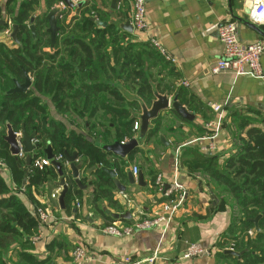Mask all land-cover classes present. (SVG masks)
I'll use <instances>...</instances> for the list:
<instances>
[{
    "label": "crops",
    "instance_id": "0c3cea01",
    "mask_svg": "<svg viewBox=\"0 0 264 264\" xmlns=\"http://www.w3.org/2000/svg\"><path fill=\"white\" fill-rule=\"evenodd\" d=\"M27 1L0 0V19L7 22L6 25L0 26L4 27L0 28V41L10 48L19 45L11 37L12 26L17 23L15 19L18 12ZM36 1L35 9L26 24L28 27L33 24L37 29L38 17L46 16L58 3L49 8L47 0ZM85 1L89 7L95 6L99 14L97 19L107 22L106 26L115 24L123 29L125 32L121 35L125 41L150 42V39L155 38L161 43L172 60H167L154 48L165 60L161 57L162 62L159 61L156 65L148 63L147 69L152 73L150 83L154 88L153 100L156 99V90L161 94H168L172 99L176 97L195 116L188 119L175 111H162L158 118L150 121V128L135 151L126 158H120L112 152H107L104 145L113 144L115 141H129L140 135V130L134 129L137 117L143 109L139 100L141 97L137 93L126 88L124 84L117 83V88L126 101L129 104L138 101L139 106L137 108L135 104H130L127 107L133 125L124 130L119 128L118 122L109 118L89 117L87 113L83 117L76 112L66 115L57 109L54 114L49 108L51 118L61 121L69 131L78 132L99 147L104 158L111 162L112 166H106L101 160L93 163L89 155L77 148L69 152H78L77 162L83 161L80 170L81 185L75 181L70 208L66 202L64 208L60 203L61 176L57 181L50 179L38 187H29L32 196L24 192V189L21 190L22 193L19 192V196L32 213L36 214L39 209L46 208L51 213L49 222L43 226L38 225V231L32 237L35 245L33 252L39 257H51L54 264H113L115 260L124 257H148L159 247L161 253L157 264H238L232 257L234 253H228L227 247L222 244L226 238L231 239L234 236L233 231L231 232L234 218L232 203L221 207V198L226 195L216 190L210 177L202 169L196 168V165L206 156L218 157L223 164L237 153L238 136L246 137L248 129L253 126L264 129V79L235 76L229 72L213 74L211 69L224 53L223 44L219 39V25L228 19L238 22L237 17L243 20L249 18L250 14H247L246 9L251 6V1L148 0L149 27L140 37L124 26L128 22L131 23L132 0H117L116 8L113 7V0H82L80 4ZM78 8L67 7V22L73 21V18L79 15ZM252 8L253 6L251 12ZM32 17H35L33 21ZM257 25L264 32V23ZM8 29L9 33L6 32ZM238 33L244 43L264 38L262 33L242 21L238 22ZM18 38L20 39V34ZM44 50L54 53L57 48L51 46L45 47ZM262 62L264 65V57ZM183 80H187L190 85L184 86L181 83ZM152 102L143 101L149 108ZM211 103L221 105V111H215ZM220 114L221 130L214 140H199L181 149L180 181L187 187L189 195L165 237H162L160 229L138 230L122 237L105 233L103 229L106 226H126L137 218L152 216L160 210L162 202L166 200L158 191V176H162L166 184L169 183L173 176L177 148L185 142L207 135L206 123L218 121ZM48 146H51L50 141H47L45 151L39 155L47 157ZM196 151L203 154L200 159L194 155ZM26 157L27 154L25 158L18 157L23 160L27 172L23 186L29 184L32 173ZM116 162L122 167L121 172L114 165ZM5 163L6 167L0 168L1 174L7 178L9 185L18 187L13 180V169L8 162ZM63 163L66 167V182L69 184V178L74 177L65 155ZM134 166L143 174L144 185H140L138 181L134 184L130 182L128 172H134ZM102 167L115 169L121 184L127 189H118L114 179L103 171ZM97 182L101 183L100 187L96 186ZM59 188V194L53 197ZM77 200L81 202L80 207L76 206ZM128 211L131 216L122 217ZM194 242H201L213 253L209 256L180 260V255ZM51 243L56 244L54 250L48 247ZM79 245L88 250V258L81 262L73 258V251ZM239 262H242L241 258Z\"/></svg>",
    "mask_w": 264,
    "mask_h": 264
},
{
    "label": "trees",
    "instance_id": "16d2710c",
    "mask_svg": "<svg viewBox=\"0 0 264 264\" xmlns=\"http://www.w3.org/2000/svg\"><path fill=\"white\" fill-rule=\"evenodd\" d=\"M62 1L47 0L49 8ZM35 3L36 0H28L22 4L15 19L21 29V44L10 48L0 41V90L6 91L11 87L4 85L3 81L12 77L23 78L25 71L35 76L34 89L30 92L0 93V160L9 163L13 169V180L18 185H9L0 172V264L55 263L51 257H39L33 252L32 237L38 231L39 219L37 213L27 208L19 192L24 189L32 196L29 187H38L50 179L57 181L60 177L58 168L51 164L42 170L32 169L29 184L23 186L27 172L23 160L11 155L4 140L6 123L9 122L16 131H21L24 125L28 133L36 132L39 153L45 151V145L50 141L55 155L77 148L89 155L93 163L101 160L106 166H112L99 147L50 117L46 99L66 115L76 112L84 117L87 113L89 117L109 118L118 122L122 130L128 129L133 121L129 119L127 107L135 104L138 108V101L129 104L117 83L124 84L143 101L151 103L154 88L150 83L152 73L147 69L148 63L156 65L162 62L160 52L155 51L150 42L125 41L121 35L125 32L123 29L115 24L100 26L93 21L92 17L99 18V14L94 5L88 6L87 1L79 4V15L71 22L66 20L68 9L58 14L60 31L53 46L57 51H46L44 48L51 47L52 43L46 16L38 17L37 38L33 37L26 24ZM41 93L46 98H41ZM236 140L237 153L223 164L218 157L206 156L196 168L210 177L216 190L227 194L221 198V207L232 203L234 218L231 232L234 236L226 238L222 244L227 247L233 243L235 251H244L241 257L232 254L238 264H264V129L253 126L248 129L246 137L240 135ZM194 155L200 159L203 154L196 151ZM114 165L119 172L123 170L117 162ZM63 171L66 177L64 163ZM75 184L70 177L65 197L68 208ZM96 186L100 187L101 183L97 182ZM258 217L259 230L254 222ZM251 229L255 231L254 236L248 233ZM55 246L51 243L48 247L54 250Z\"/></svg>",
    "mask_w": 264,
    "mask_h": 264
},
{
    "label": "built area",
    "instance_id": "2783aa9c",
    "mask_svg": "<svg viewBox=\"0 0 264 264\" xmlns=\"http://www.w3.org/2000/svg\"><path fill=\"white\" fill-rule=\"evenodd\" d=\"M75 5H79L82 0H72ZM252 3V12L250 14V20L256 24L264 23V0H250ZM148 0H132L131 1V25L133 27V32L136 33L138 37L142 36L148 30L149 20H148ZM61 7V12L67 9V5L62 1L58 5ZM60 12V13H61ZM59 13V14H60ZM10 29L6 32L9 33ZM219 39L223 44L224 53L215 64L213 65L212 73L219 74L223 72H229L235 76H252L256 78L264 79V65L262 58L264 57V38L258 39L252 43H244L239 38L238 33V22L235 20L228 19L223 21L218 28ZM150 43L153 47L157 48L160 53L165 56L167 60H172L171 56L167 54L166 49L161 45V43L155 38L150 39ZM184 86H189L190 83L187 80L181 82ZM211 107L215 111L221 110V105L217 103H211ZM222 114L219 115V120L208 121L206 123L207 135L202 138L195 139L193 141H188L177 148L176 156L174 159V169L173 176L169 183L163 180L162 176H158L156 180V185L160 194L165 197V202H162L161 208L158 212L152 216H144L137 218L131 224L126 226L109 225L106 226L103 231L107 234L122 237L131 235L133 232L138 230H148V229H160L162 237H165L168 228L170 227L173 219L176 217L177 213L181 207L187 201L189 192L184 183L180 181V154L181 149L188 146L194 142L204 139L214 140L216 135L221 130ZM134 129H139V122L136 121L134 124ZM18 145L20 152L16 155L20 158H25L26 152H24L23 144L21 141V131H17ZM38 140L35 138L33 144H37ZM38 149L34 151V157L29 168L32 169H44L52 164V160L48 157H43L39 155ZM55 160L64 162V154L55 155ZM6 163L0 160V168H5ZM137 178L139 173V168L134 166L133 172ZM60 192V188L53 194V197H57ZM76 206L80 207L81 202L76 201ZM37 216L39 219V225L43 226L49 222L51 217L50 211L46 209H39L37 211ZM251 236L255 235L253 229L248 232ZM227 250H235L234 244L227 246ZM161 250L158 247L150 256L135 259L132 257H124L115 260L113 264H157L160 258ZM213 252L210 248L204 246L201 242H194L189 244L185 252L180 255V260H189L200 256H209ZM73 258L77 262L84 261L88 258L87 248L79 245L73 251Z\"/></svg>",
    "mask_w": 264,
    "mask_h": 264
},
{
    "label": "water",
    "instance_id": "95a60500",
    "mask_svg": "<svg viewBox=\"0 0 264 264\" xmlns=\"http://www.w3.org/2000/svg\"><path fill=\"white\" fill-rule=\"evenodd\" d=\"M63 1L68 7H71L73 9H76L79 6V5H75L72 0H63ZM116 3H117V0H113L114 8H116ZM250 4L252 6V3ZM251 6L246 9L247 14H251ZM61 11H62L61 7L56 6V7H53L46 14V18L48 19V23H49V26L47 27V31L50 32L51 34L52 46L54 45L56 41V37L60 31V27L58 26L57 16ZM34 18L35 17H32L31 21H33ZM92 20L95 21L100 26L107 25V22L101 21L97 19V17H92ZM237 20L238 22L239 21L246 22V24H248L252 28H255L256 30H258L260 33L264 35V32L261 30V28L256 23L250 20V16L246 20H243L242 18L237 17ZM6 24H7L6 20L0 19V26L6 25ZM124 26L127 30L129 28V30L133 32V27L129 22L128 24ZM30 29L33 35L36 36L35 25L31 24ZM20 31L21 29H20L19 24L17 23L13 24L11 37L17 43L21 42V40L18 38ZM25 80L26 81L24 83H21L19 79H15L14 80L15 86L14 88L10 89L8 93H13V92H18V91L27 92L29 88L32 86L33 82L26 71H25ZM155 96H156V99L153 100L150 108L143 103V100L141 98H139V100L141 101V104L143 105L142 113L139 114L137 117L138 122H139L140 135L137 138H133L129 141H115L113 144L104 145V149L107 152H112L115 156L120 157V158H126L127 156L131 155L135 151L137 146H139L140 140L145 136V134L149 130L150 121L152 119L158 118L162 111L171 110V111H175L179 115L186 117L188 119L194 118L195 115L190 113L188 109L186 108V106H184L178 100V98L175 97L174 99H172L168 94H161L157 90L155 91ZM6 127H7V130H6V135L4 137V140L8 143L11 153L16 156L20 152V148L18 145L19 136L17 135V131L12 127V125L9 122L6 123ZM36 135H37L36 132L28 133L25 126L22 125L21 141L23 144L24 152L27 153L26 162L28 166H30L32 163V160L34 157V151H36L39 148L38 143L33 144V140L35 139ZM46 154H47V157L52 160V164H54L58 168L59 175L61 176V180L59 184L62 187V190L60 192L59 199H60L61 206L64 208L65 207V196L69 190V184L66 182V177L63 171V163L55 160V154L51 146H48L46 148ZM64 155H65L66 161L70 162L72 175L75 181L79 185H81L80 170L83 166V161L77 162L79 158V153L75 151L72 154H70L69 152L65 151ZM102 170L107 172L114 179V182L118 189L123 190V191L127 189L125 185L121 184L119 178L117 177V173L115 169L108 168V167H102ZM128 176L132 184H134L136 181H138L140 185L145 184L144 176L141 172L138 173L137 180H136L135 174H133V172L131 171L128 172ZM130 216L131 214L129 211L122 215V217H128V218ZM258 219L259 217L254 220L257 230H259ZM227 252L234 253L236 255L243 254V252L241 254V253L235 252L234 250H227Z\"/></svg>",
    "mask_w": 264,
    "mask_h": 264
},
{
    "label": "flooded vegetation",
    "instance_id": "af4514ba",
    "mask_svg": "<svg viewBox=\"0 0 264 264\" xmlns=\"http://www.w3.org/2000/svg\"><path fill=\"white\" fill-rule=\"evenodd\" d=\"M30 31H31V29H29ZM32 32V31H31ZM50 33V32H49ZM33 34V33H32ZM36 36H37V31H36ZM36 36H34L33 35V37H36ZM50 36H51V34H50ZM37 38V37H36ZM52 38V37H51ZM19 45L21 44V42L20 43H18ZM55 44V43H54ZM18 45V46H19ZM51 46H52V43H51ZM54 46V45H53ZM52 46V47H53ZM28 73V75L30 76V78H31V80H32V86L29 88V90L27 91V92H30L31 90H33L34 89V84H35V76L34 75H32V73L31 72H27ZM12 79V86L10 87V88H8L7 89V91H6V93L10 90V89H12V88H14V86H15V83H14V80L15 79H19V81L21 82V83H24L26 80H25V73H24V77L22 78V77H19V78H15V77H12L11 78ZM26 91H18V92H13V93H25ZM9 94H11V93H9ZM33 96V95H32Z\"/></svg>",
    "mask_w": 264,
    "mask_h": 264
},
{
    "label": "rangeland",
    "instance_id": "374dc122",
    "mask_svg": "<svg viewBox=\"0 0 264 264\" xmlns=\"http://www.w3.org/2000/svg\"><path fill=\"white\" fill-rule=\"evenodd\" d=\"M29 28H30V25H29ZM0 82H1V80H0ZM3 83H4V85H11V86H12V79H11V80H8V81H3ZM0 89H1V88H0ZM6 91H7V90H6ZM6 91H4V90H3V91L0 90V93H5ZM41 98H46V97H44V95H42V93H41ZM46 102H47L49 108L51 109V112L55 114V112H56V108H55L54 104H53L50 100H47V99H46ZM223 195H227V194L224 193ZM34 235H35V234H34ZM34 235H33V236H34Z\"/></svg>",
    "mask_w": 264,
    "mask_h": 264
}]
</instances>
